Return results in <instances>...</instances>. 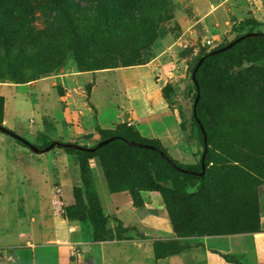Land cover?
I'll return each mask as SVG.
<instances>
[{"label": "rangeland", "instance_id": "374dc122", "mask_svg": "<svg viewBox=\"0 0 264 264\" xmlns=\"http://www.w3.org/2000/svg\"><path fill=\"white\" fill-rule=\"evenodd\" d=\"M73 1L87 7L90 3L94 5L96 0ZM112 1L118 5L116 10L119 14L127 15L126 20H121L125 26L112 30L115 32L109 36L102 30H93L89 39L99 47H90L78 59L70 50L68 36H60L61 32L56 35L55 41L42 37L40 42L27 47L29 61L24 62V65L18 63L16 73L30 82H0V123L36 147H41L44 141L91 147L99 140L96 126H93V115L84 113V106L90 104L91 84L80 83L76 79L79 75L149 64L155 59L161 62V67L176 70L180 65L179 59L183 58L186 63L185 77H178L176 80H173L174 76L166 78L163 89L169 106L177 111L179 132L184 138L180 145L167 143L164 147L169 156L179 164L197 163L201 147L191 132L189 68L201 54L246 33L255 23H261L264 31V0ZM222 7L228 9L230 17L224 14ZM254 10L257 11V18L251 16ZM50 16L52 14L46 12L40 15L37 13L33 23L34 32L46 30L49 23L55 27L57 23L55 19L51 22ZM225 20L228 22L224 25ZM49 44L51 45L48 46ZM55 63L59 67L53 72L45 75L39 73L42 67L51 68ZM121 73L122 76L118 72L115 77L109 78L110 88L116 95L126 84V74L144 75L143 70H124ZM214 74L220 77V83L226 84L227 81L236 79L243 88L232 103L224 100L226 93L220 92L215 82H211L204 90L218 123V130L208 146L212 162L205 179L207 191L203 197L196 198L194 215H188L189 225L181 230L193 233L209 231L207 228L212 227L217 232L252 231L256 222L261 224L264 219V60L244 61L239 66H216ZM63 82L69 84L74 97V109L80 111L78 114H67L65 118L61 113L67 108L65 101L48 109L47 95L37 92L38 88L41 91L48 88L50 83H54L53 87L57 88ZM33 83L37 85V89L30 87ZM136 88H131L135 95ZM61 90L63 88L59 86V91ZM135 95L133 100L137 98ZM111 99L116 101L117 97ZM118 99H122L120 94ZM114 104L113 102L112 105ZM0 139L3 140L0 142V171L6 173L7 168L18 166L22 174L19 176L17 172V183L27 190L24 194L31 192L32 184L36 181L44 180L52 197L61 203L63 215L64 209L75 203V191H79L80 201L82 205H86L83 179L93 186L104 216L105 213L110 214V207L104 197L106 194L103 192L105 188L114 193L125 194H128L129 188L142 189L140 195L141 192H150L145 187V172L128 171L106 157L96 156L83 160L58 145L38 154L1 132ZM7 178L3 177L1 183L7 184ZM14 179H17L15 175ZM101 181L105 187L103 189ZM120 198L125 204V197H118ZM208 216L212 217L214 226L210 225L212 221H209ZM106 217L108 220L105 225H94L88 217L81 220L90 224L95 242L120 241L132 234L133 229L121 225L115 216ZM179 220L182 221H177ZM185 247L186 245H179L177 249Z\"/></svg>", "mask_w": 264, "mask_h": 264}, {"label": "crops", "instance_id": "0c3cea01", "mask_svg": "<svg viewBox=\"0 0 264 264\" xmlns=\"http://www.w3.org/2000/svg\"><path fill=\"white\" fill-rule=\"evenodd\" d=\"M222 9L230 17L228 9ZM251 16L257 18V11H252ZM184 61L179 59L181 67L176 70L161 67V62L155 59L144 65L82 73L76 79L91 84L90 104L84 106V113L92 114L93 126L102 130L126 125L142 138L160 141L163 147L167 143L180 145L184 137L179 132V116L169 106L163 86L166 78L185 77ZM124 70H143L144 75L126 74V84L116 95L110 88L109 78L118 72L122 76ZM54 85L50 83L43 91L34 83L30 87L47 95L48 109L65 101L67 108L62 110V116L78 114L69 84L63 82L57 88ZM59 86L64 91H59ZM132 87L134 90L137 87L136 95ZM119 94L122 99H118ZM111 97L117 100L112 101ZM190 158L193 160L192 152ZM192 164L195 163L188 165ZM5 171H0V264H264V219L258 233L179 238L172 230L158 193L141 192L143 206L137 208L128 194L111 193L101 181L110 207V214L105 216H115L121 225L133 230L120 241L95 242L88 221L68 220L44 180L36 181L31 192L24 194L27 190L17 183V172L20 176L21 169L17 166ZM5 176L9 177L5 179L7 184L1 183ZM121 196L125 197V204L118 199ZM179 245L186 247L177 249Z\"/></svg>", "mask_w": 264, "mask_h": 264}, {"label": "trees", "instance_id": "16d2710c", "mask_svg": "<svg viewBox=\"0 0 264 264\" xmlns=\"http://www.w3.org/2000/svg\"><path fill=\"white\" fill-rule=\"evenodd\" d=\"M93 3L94 5L90 3L87 7H83L79 2H74L73 0H0V82L7 81L15 84L30 82V80L25 81L21 75L16 73V68L18 67V63L24 65V62L29 61L30 54L27 51V47L32 44H37L42 37H48L55 41L56 35L59 32H61L59 33L60 36L66 34L70 40V50L75 58L78 59L80 57L79 55L88 51L90 47H99L98 44H95L89 39L93 30H102L106 36H109L112 32H115L112 30L118 29L120 26H125L121 20H126L128 17L125 13L119 14L117 12L118 5L115 2L112 0H96ZM45 12L49 15L52 14L50 16L51 22L55 19L57 25L53 27L49 23V27L46 30L34 32L33 23L37 13L40 15ZM48 29L49 32L47 31ZM247 33H255V35L252 37L245 36L242 40L224 51L209 54L213 50L222 48L228 42L204 52L196 59L194 65L189 68L190 92L192 94L191 132L201 147V153L197 163L192 165L179 164L169 156L160 141L142 138L126 125H119L114 130H102L96 127L99 140L91 147H96L99 141L111 137L120 138L112 140L92 152L68 149L61 145L62 142H59L61 144L58 146L68 153L79 156L83 160L101 156L108 158L111 162L126 168L128 171L145 172L147 174L146 190L156 192L161 196L172 230L177 237L191 235L201 237L206 235H233L260 232L259 221L251 229L252 231L246 232H217L212 227L207 228L209 231H195L193 233H186L181 230L182 227L189 225L187 223L188 215L190 217L194 215L193 209L196 198L203 197L207 191L205 179L207 170L212 162L208 146L218 130V123L214 119L204 90L211 82H215L218 84L220 92L224 91L226 93L224 100L232 103L242 92L243 88L238 84V80L236 79L227 81L226 84L220 83V77L214 74V69L216 66H239L244 61L264 60L263 25L259 22L255 23L246 33L236 37ZM201 57H204V60L195 72L199 100L195 108L194 117L193 103L197 95V89L191 80V74ZM132 66L138 65H129L128 67ZM58 67V63L52 65L51 68L42 67L39 73L45 75L46 73L53 72ZM197 121L205 132L207 144V151L204 158L205 168L202 174L200 159L204 144ZM124 139L152 146L153 149L130 146L124 142ZM14 140L24 145L21 141ZM52 142L55 141H44L43 145L38 148L43 149ZM82 146L88 147L86 145ZM161 154H164L171 163H168ZM86 181V179H83L86 205H82L80 193L79 191H75V203L66 207L64 214L71 221H81L88 217L94 225H105L108 219L103 215L99 199L93 186ZM127 191L133 206L137 208L143 206L140 195V191H143L142 189L129 188ZM207 218L210 222L212 221V217L208 216ZM178 219L182 221H177ZM190 222L193 221L190 220ZM210 225H213V221ZM154 249L155 251L158 250L156 245Z\"/></svg>", "mask_w": 264, "mask_h": 264}, {"label": "water", "instance_id": "95a60500", "mask_svg": "<svg viewBox=\"0 0 264 264\" xmlns=\"http://www.w3.org/2000/svg\"><path fill=\"white\" fill-rule=\"evenodd\" d=\"M255 33H247L245 35H242V36H239V37H236L235 39H233L232 41L228 42L226 45H224L222 48L220 49H216V50H213L211 52H209V54H215L217 52H221V51H224L230 47H232L234 44H236L237 42H239L240 40H242L245 36H254ZM264 36V33L262 34ZM204 60V57H201L198 62L196 63L194 69H193V72L191 74V80L192 82L195 84V87L197 89V95L195 97V100H194V103H193V115L195 117V108H196V105H197V102L199 100V93H198V87H197V83H196V80H195V72L197 70V68L201 65V63L203 62ZM199 127H200V130H201V133H202V140H203V144H204V148H203V153L201 155V159H200V162H201V168H202V172L201 174L203 173L204 171V158H205V154H206V151H207V144H206V135H205V132L203 130V128L200 126L199 122L197 121ZM0 132L3 133V134H6L18 141H21L24 145H26L31 151H33L34 153H45L49 150H51L54 146L56 145H59L61 143L59 142H52L50 143L49 145H47L46 147H44L43 149H39L38 147L36 146H33L31 143H29L26 139H24L23 137L11 132L10 130H8L7 128H5L3 125L0 124ZM117 138H120V137H111V138H108V139H105L103 141H99L96 145V147H84L82 145H78V144H74V143H62L61 145L64 146L65 148H68V149H73V150H78V151H87V152H92L94 151L96 148L112 141V140H115ZM124 142L127 143L128 145L130 146H133V147H141V148H148V149H153L152 146H149V145H145V144H140V143H136L134 141H131V140H127V139H124ZM161 156L166 159V161L168 163H171V161L164 155V154H161ZM185 171V170H183Z\"/></svg>", "mask_w": 264, "mask_h": 264}]
</instances>
